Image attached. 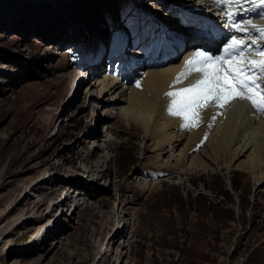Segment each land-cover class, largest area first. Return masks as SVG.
I'll list each match as a JSON object with an SVG mask.
<instances>
[{
  "label": "rangeland",
  "instance_id": "1",
  "mask_svg": "<svg viewBox=\"0 0 264 264\" xmlns=\"http://www.w3.org/2000/svg\"><path fill=\"white\" fill-rule=\"evenodd\" d=\"M181 6L194 7L0 0V264H264V185L255 176L226 162L179 164L186 142L159 149L156 135L122 115L132 108L120 96L106 94L116 103L109 116L88 90L107 74L167 68L196 52V34L184 33L201 29L181 28ZM168 25L193 44L175 61L165 58ZM220 27L214 55L228 35ZM92 50L96 78L72 91ZM37 208L56 224L42 239L33 238Z\"/></svg>",
  "mask_w": 264,
  "mask_h": 264
},
{
  "label": "bare ground",
  "instance_id": "2",
  "mask_svg": "<svg viewBox=\"0 0 264 264\" xmlns=\"http://www.w3.org/2000/svg\"><path fill=\"white\" fill-rule=\"evenodd\" d=\"M190 4L194 6L193 8L206 10L207 14L210 13L211 15L212 13L216 19L222 20L221 24H225L222 28L228 34L227 37L224 34V44L227 43L232 35L243 36L250 47L251 45L255 47L254 50L245 54L253 60L261 59L260 56L256 55V51L263 50L261 45L264 44V41H261L259 38L250 39L255 37L251 29L264 28V11L261 10L259 0H256L255 5L244 3V11L238 12V20L251 21V24L245 25L247 31L244 33H237L234 29H230L227 26L229 22L225 17V6L216 5L215 0H190ZM215 22L210 25L213 29V36L206 46H201L198 50H201L202 47H207L213 54L217 51L215 48L209 46L216 38L223 37V33L216 32L220 26L216 25L214 27ZM253 25L256 27H253ZM222 28L220 27V29ZM190 29L187 28L184 34L195 37V34L207 33L206 29L208 28L198 30L197 32H193ZM222 49L220 53L218 50L219 54L217 55L223 54ZM192 55L193 53L183 56L181 62L176 65H170L167 68L163 67L155 70L152 64L144 72L138 71L134 75L126 74L122 75L123 77H118L117 75L107 74L104 78L98 80L99 85H97L98 83H92L88 86L89 93L92 91L97 93L98 101H101V109L104 110L105 115L109 116L116 115V106H114L116 103L114 104L113 100H110L111 102L106 101V94H110L111 96L117 94L116 99L118 96L122 99L115 100V102L126 103L130 108L134 107L131 102L137 98L150 99L152 101L150 110L153 119L150 126L146 127V129L149 136L156 135L159 149L163 146V150L165 151L169 147L174 152L175 148L180 147L186 142L185 145L183 144V149L180 152L179 164H186L187 161L191 160L190 169H194L198 164L197 162L201 165L205 164L204 161L207 160L211 164L215 163L218 165V169L220 170L222 163L226 162L232 170H243L249 175L255 176V186L264 185V113L256 112L251 102L235 101L226 109H206L202 114L203 123L199 128H195L192 131L181 127L182 121L180 118L168 114L169 99L164 94L170 90L169 86L173 84V81L184 69L185 63L192 58ZM85 72L81 73V77ZM139 77L142 78L139 79ZM195 78L196 74L193 73L182 84L175 85V87H184ZM137 79L141 82V88L134 86V81ZM220 113L223 114L221 115ZM125 114L123 113L122 115L125 116ZM213 115H216L215 121L211 119ZM205 137L207 138L205 139ZM173 156L172 158H174ZM91 168L93 169V166ZM92 169L89 171V174L93 173L94 169ZM37 209L36 213L33 211L34 214H38V220H36L38 225L35 227L33 238L42 239L44 233L56 224L53 221L54 218L46 219V211H42L41 208ZM25 216L24 214L17 216L16 221L19 217ZM63 216H65L64 213Z\"/></svg>",
  "mask_w": 264,
  "mask_h": 264
},
{
  "label": "snow or ice",
  "instance_id": "3",
  "mask_svg": "<svg viewBox=\"0 0 264 264\" xmlns=\"http://www.w3.org/2000/svg\"><path fill=\"white\" fill-rule=\"evenodd\" d=\"M215 3L225 6L224 13L230 29L237 33L247 31L245 25L251 24V21H239L237 15L244 11V3L255 5L256 0H215ZM259 5L264 11V0H259ZM258 31L261 32V39H264V28ZM250 51L251 47L243 36L232 35L224 44L222 55L202 50L194 52L169 86L170 90L164 94L169 99L168 114L180 118L181 127L192 131L203 123L202 114L206 109H226L235 101H249L256 112L264 113V50L256 51L260 60H253L245 54ZM257 69L258 74L253 71L252 75H248L249 71ZM193 73L196 78L191 83L175 87ZM134 86L142 87L139 79L134 81ZM211 119L215 121L216 115Z\"/></svg>",
  "mask_w": 264,
  "mask_h": 264
},
{
  "label": "clouds",
  "instance_id": "4",
  "mask_svg": "<svg viewBox=\"0 0 264 264\" xmlns=\"http://www.w3.org/2000/svg\"><path fill=\"white\" fill-rule=\"evenodd\" d=\"M134 107L125 114V118L141 127L150 126L153 116L150 110L152 101L148 98H137L131 102Z\"/></svg>",
  "mask_w": 264,
  "mask_h": 264
},
{
  "label": "trees",
  "instance_id": "5",
  "mask_svg": "<svg viewBox=\"0 0 264 264\" xmlns=\"http://www.w3.org/2000/svg\"><path fill=\"white\" fill-rule=\"evenodd\" d=\"M233 188H234V190H239V189H237V187H235V185L233 184Z\"/></svg>",
  "mask_w": 264,
  "mask_h": 264
}]
</instances>
